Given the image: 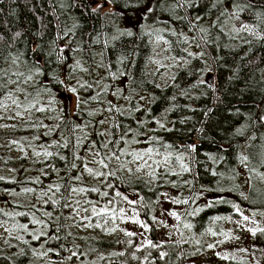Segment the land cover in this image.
I'll use <instances>...</instances> for the list:
<instances>
[{"label":"trees","instance_id":"obj_1","mask_svg":"<svg viewBox=\"0 0 264 264\" xmlns=\"http://www.w3.org/2000/svg\"><path fill=\"white\" fill-rule=\"evenodd\" d=\"M149 3L144 0L143 6ZM237 3L243 9L238 15L234 6L221 15L230 0H160L147 20L133 27L134 0H0V104L11 93L21 102L20 111L29 115L24 121L0 119V224L12 225L14 232L0 241V264H187L210 250H229L225 247L241 234L233 235L227 225L238 220L242 225L243 216L262 221L252 235L253 249L228 251L224 264H264V232L259 231L264 229V7L256 0ZM248 3L256 6L244 7ZM244 24L250 30L237 31ZM129 29L132 36L121 34ZM158 53L171 63L154 68ZM37 60L43 63L37 65ZM36 67L48 75H37ZM30 75L33 79L27 80ZM57 75L63 85L54 79L45 84ZM80 76L77 101L88 103H76L74 110L60 107L56 93L69 91V83L79 82ZM128 81L131 95L118 108L111 98ZM30 102L36 108L25 111ZM40 107L48 110L37 111ZM104 112L108 120L102 125L98 116ZM73 124L84 131L73 130ZM49 128L54 131L47 134ZM142 136L144 149L138 141ZM93 141L96 145L90 147ZM109 141L107 148L101 147ZM148 148L153 149V168V160L163 161L171 153V163L161 164L148 185L144 181L151 169L131 176L119 170L120 161L106 159L112 151L124 150L121 161H130V153ZM16 149L24 153L20 161L9 157ZM38 153L41 180L32 175L37 170H27L30 154L36 161ZM177 155L184 157L189 172H182ZM89 156L96 162L105 159L106 173L116 171L120 179L105 175L99 184L87 180L83 170L92 163ZM6 167L16 175L2 176ZM109 184L128 199L144 200L130 205ZM71 187L87 191L70 192ZM82 193L86 203L74 207L75 194ZM25 196L27 202H20ZM164 198L187 200L174 203L179 219L168 240L155 228ZM93 207L116 216L139 213L149 230L135 226L137 234L128 237L125 231L131 230L124 225L112 238L80 234L73 224L76 220L82 226L76 210L91 222L98 217ZM148 240L163 246L149 248ZM160 252L168 255L161 260Z\"/></svg>","mask_w":264,"mask_h":264},{"label":"rangeland","instance_id":"obj_2","mask_svg":"<svg viewBox=\"0 0 264 264\" xmlns=\"http://www.w3.org/2000/svg\"><path fill=\"white\" fill-rule=\"evenodd\" d=\"M110 10L111 7L106 5ZM141 24V19L139 14H137L134 18L133 21L131 22V26L133 25H140ZM163 64V66H167L169 65L171 62L168 60H163V57L160 53H158L157 58L155 60V62L153 63V67L154 68H158L160 66V64ZM84 76H80L78 78V81H74L72 83H69V88L72 87H76L77 89V94H81L80 92V86L79 83H82V78ZM127 80L129 79L128 76H124ZM122 83V81H121ZM62 94V95H61ZM77 94H73L71 91H68L67 89H63L61 91H59V93H56V96H58V99L60 101V107L61 106H65V107H71L73 110L75 109L76 103H77ZM60 95L62 97H60ZM131 95V87H130V81H128L127 84L123 85H118L116 87V91H115V95L112 96L111 101L112 103L115 102V106L116 107H120V103H121V99L122 101H125V99H127L128 97H130ZM118 97H120V100H118ZM17 100L15 97L13 98H9L6 99L5 101H3V103L0 104V119L1 117H3L5 119L9 118H15L17 120H26L28 118V114L26 112H21L19 107H17L16 104H13L12 101L13 100ZM21 106V102L19 100H17ZM69 101H71V104H69ZM142 107L144 108H149V103H141ZM5 105H7V107H5ZM17 112H20L21 115H16ZM108 120V115L107 112H104L103 114H100L98 116V121H104V123L102 125H105V123ZM101 124V123H100ZM32 130H34V127L32 128ZM139 142H141L142 144V149H144L145 147V137L142 136L139 138L138 140ZM87 143H91V140H87ZM140 146V145H139ZM244 145H243V149H244ZM88 154V153H87ZM24 156V153L22 150H12L9 153V157L11 159H13L14 161H20ZM34 156H32L30 154L29 156V164L27 165V170L30 171H36L37 173L33 172L32 175H34V179H39L41 180V176H42V172L40 167H38V163L42 161L41 156H37V160L34 161ZM97 158L95 156H89V161L92 160L90 163V165L88 166L89 168H92L94 170V172H104L106 173V169L102 167L101 164L98 163L99 160H97V162L95 161ZM148 159V158H146ZM38 161V162H37ZM141 163V162H140ZM149 164H152V161L149 159ZM132 169L135 170L137 167V163H131L130 164ZM149 169H145L143 172H139V173H144V172H148ZM2 176L8 177V178H12L16 175V171L14 169L11 168H3L2 172H1ZM83 175L87 178V180L89 181H93L96 184H99L100 182H102L105 178V176H101V177H97L94 175H90L87 171H85V169L83 170ZM95 193H97V191H95ZM28 197H22L20 199V202L25 201L27 202ZM132 200V199H130ZM30 205L34 206L35 203L34 202H29ZM84 203H86V197L85 195L82 193L81 195L75 194V198L74 201L72 202V204L74 205V207L77 206H81ZM36 207V205H35ZM178 210V208L175 206V204L172 202V200H170L169 198H164L161 202V204L159 205L158 208V216L157 219L155 221V228H156V233L158 236H160L163 240H168V238L170 237L171 233H172V229L174 227V225L177 224L178 219H176V217H173L171 215H168V212L174 211L176 212ZM121 213L124 214V219L122 220L120 218ZM81 219L82 222V226L81 224H77L76 220H73V224H75V227L78 229V232L80 234H88V235H98L100 237H104V238H112L114 235L117 234L118 230L123 227L124 225L128 227L129 230L133 231V229L135 228V226L139 229V225L138 224H133L130 220H127V217H131L133 216L131 214V212L129 211H121L119 213V215L117 216V218L115 220L109 219L108 224L104 225L101 228H96V227H87L86 225L91 223L92 225H95L98 222L102 223L103 217L98 216L96 218L95 221H91L88 222L86 221L85 217L83 216L82 212H79L78 215ZM239 222H234L233 224H228L227 227L230 228V231L232 232L233 235H235V232L238 233L240 231V238L239 239H235L233 241V244L228 245L227 247H225V249L229 248V250L225 251H219V250H210L207 254L202 255L199 258H195L192 259L190 261H188L187 264H224L225 263V258L228 256V251H236L239 249H243L244 251H250L253 249V243H252V234L250 231H248L249 229H256V225H260V223L262 221H257V220H247V221H243L244 223L241 225L240 224V220H238ZM247 226V229H245V226ZM110 228H115L116 230L109 233V229ZM239 230V231H238ZM13 226L9 225V224H5L2 223L0 224V241H3L5 238H7L10 234H13ZM226 239V237H224ZM264 251V249H263ZM52 259V258H50Z\"/></svg>","mask_w":264,"mask_h":264},{"label":"snow or ice","instance_id":"obj_3","mask_svg":"<svg viewBox=\"0 0 264 264\" xmlns=\"http://www.w3.org/2000/svg\"><path fill=\"white\" fill-rule=\"evenodd\" d=\"M112 0H108V3H111ZM160 2V0H152V3H149L147 5V7H144V0H134V4H135V8L133 9V16H136L137 14H139L140 16V19H141V24L143 23V21L147 20L148 18V14L152 13L157 4ZM218 2H220V0H218ZM256 4H258L260 7H264V0H256ZM103 5H98V7H102ZM213 7H215V4L212 5ZM234 6L236 8V12L233 13L235 15H238L240 11H242L243 9L241 8V6L237 3V0H230V4L228 6H226L222 11H221V15L225 14L227 11H228V7H232ZM256 5L252 4V3H248L246 5H244V7H247V8H253L255 7ZM142 9V11H141ZM257 15H260V13L258 12ZM131 19V18H130ZM197 19H201L200 16H197ZM138 25H133V27H137ZM245 30H250L249 28V25L248 24H244L242 26V28L238 29L237 31H245ZM201 31H204V29H201ZM122 35L126 34L128 36H132L134 33L131 29L127 30L125 33H121ZM15 35H20L19 32H17ZM173 35H175V32H173ZM0 39H3L2 36H0ZM187 39V37H185V40ZM61 51H63V49H61ZM189 55H192L191 53H189ZM202 55V54H201ZM43 63V61H40V60H37L36 61V64L39 65ZM76 68H79L80 67V63L79 61L76 62V65H75ZM70 69H72V66H69ZM35 72L37 75H48V73L43 69V68H40V67H36L35 69ZM68 75L70 76L71 75V71H69ZM33 77L30 75L27 77V80H32ZM56 80L58 84L60 85H63V81L62 80H59V77L58 75L57 76H52L49 80H46L45 81V84H48V83H51L52 80ZM82 87L84 85H81ZM42 88H44V85H41ZM90 87V86H89ZM46 91H51V89H48V88H45ZM69 91H71L73 94H77V89L76 87H72L69 89ZM115 94V93H114ZM11 93H9V98H11ZM78 95V94H77ZM91 99L95 100L96 97L93 96L91 97ZM13 104H16L17 107H20V104L17 100H13L12 101ZM53 103V101H49V104ZM78 104H87L88 103V100H84L83 98H78V101H77ZM69 104H71V101H69ZM5 107H7V105H5ZM114 107V106H113ZM31 108H36V103H32L30 102L28 105L25 106V111H28L30 110ZM37 111H40V112H43V111H47L48 109L44 108V107H40V108H37L36 109ZM109 110L111 111L112 108L110 107ZM69 111V114H71V108L68 109ZM16 115H21L20 112H17ZM89 115H93V113H89ZM262 121H264V117L261 118ZM101 124L104 123V121H100ZM159 123V122H157ZM44 127H47L45 125H42ZM161 128H164V125L161 124L160 125ZM75 129H80V131H84L83 127L81 125H78V124H73V130ZM52 131H54L53 128H49V132L47 134H50ZM87 133H85V138L87 137ZM99 135H103V133H99ZM150 139H155V138H150ZM13 143H15V141H13ZM58 141H52V144L55 145L57 144ZM108 143H112L111 141L109 142H101V147L102 148H107L108 147ZM96 145V141H93L92 144L90 145V147H95ZM119 145V141H116L115 142V145L114 147H118ZM68 146V142L65 141L64 144H63V147H67ZM75 147H79V140L77 141V144L75 145ZM166 147L168 148H171L172 145H166ZM189 149L193 152L196 151V147L195 145H189L188 146ZM46 156H51L53 155V153L51 152H47L45 151L44 153ZM153 149L152 148H148V149H145V150H141V151H134L132 153H130V155L132 156V160L130 161H121V156L125 155V151L124 150H121L119 152V154H117L116 151H112L111 152V155L107 156L106 159L108 160H111V159H115L117 161H120V167H119V170L120 171H124L125 169L128 171V173L131 175V176H134L136 175L137 173L139 172H143L145 169H151V171H149L147 173L148 177H150L149 180H146L144 181V183L146 185L148 184H151L153 180H155L157 178V169L160 168L161 164H163L165 167H167L170 163H171V153H169L167 156L164 157V160L163 161H155L153 160V164L156 165L155 168H153L152 164H149V159L152 158L153 156ZM158 155V153H156ZM39 155V153H38ZM94 155H99V152H96L94 153ZM145 157H148V159H145ZM62 160L65 159V157L61 156L60 157ZM77 159H82L81 157H76ZM242 160L244 159H247L246 157H241ZM176 160L179 162L180 164V168L182 170V172H189L190 171V168L187 164L184 163V157L182 155H177L176 156ZM141 161H143V163H140ZM133 162H136L137 163V167L135 169V171H133V169L131 167H129L128 165L133 163ZM99 164L102 165V167L104 168H108V164L105 163V159H100L98 161ZM76 165L75 163L72 164V168H75ZM84 168H85V171H87L90 175H94V176H97V177H101V176H111L113 178H116V179H120L119 177L116 176V171H109L107 173H104V172H94V170L92 168H89L87 167V164L85 163L84 165ZM163 174V173H162ZM172 175H180V173H177V172H171ZM212 175H216L215 172L212 173ZM2 179V178H0ZM76 179H79V177H76ZM108 187L110 188H113L115 190V196L116 197H121L122 200L126 201L128 204L130 205H135L139 202H142L144 200L143 197H140L139 201L137 200H130L128 199V197L126 195H124L123 193H121L119 190L116 189V186L115 185H112V184H109ZM151 190V189H150ZM25 191H33L32 189H26ZM56 191H59V187L56 188ZM87 191L86 189L84 188H77V187H71L70 188V192H85ZM91 191H99L98 189H91ZM46 195V193H45ZM103 195L107 196L108 193L105 192L103 193ZM162 195H166V194H162ZM245 199H247V197H245ZM111 202V201H110ZM173 203H187V200H184V201H179L177 199H173L172 200ZM53 203H55V201H53ZM67 206V204L65 205ZM146 206V205H144ZM239 210V209H237ZM91 212L94 216H100V217H103V220H102V223L101 222H98L96 223L95 225H92L91 223L87 224L86 226L87 227H96V228H101L103 227L104 225H107L108 224V221L109 219H112V220H115L117 218L116 214L113 212L112 214H109L108 212V209L107 208H104L102 210H97L95 207H93L91 209ZM76 214L78 215L79 214V210L77 209L76 210ZM45 215L47 216H51L52 213L51 212H47L45 213ZM168 215H171L173 217H176V219H179V216L176 212L174 211H171V212H168ZM242 215V213H241ZM253 215H255V213H253ZM261 215H264V212H261ZM139 216V213H134L133 216L131 217H127V220H130L133 224H138L140 227L144 228L146 231L149 230V227H148V224L146 222H142L139 220L138 218ZM120 218L123 220L125 217H124V214L121 213V216ZM219 219V217L217 218ZM243 220L244 221H247L249 220V217L248 216H243ZM35 223H41L40 221H34ZM46 226V225H45ZM20 227L22 228H27L26 225H21ZM185 227L187 228H191V225L190 224H186ZM116 229L115 228H110L109 229V233L115 231ZM58 231V229H57ZM248 231L251 232V234L253 236L256 235L257 233V230L256 229H249ZM259 231L261 232H264V229H260ZM137 233L135 232H132V231H125V235L128 236V237H132V236H135ZM40 235H43V233H41ZM40 235H37L35 236L34 238L35 239H40ZM213 235H216V233H213ZM226 237L229 235L227 233L224 234ZM198 243V242H197ZM147 246L149 248H157V247H162L163 245H160V244H157V243H154L153 241L151 240H148L147 241ZM209 247H214V245H209ZM139 250V249H138ZM46 254V253H45ZM77 255L76 252H73V256ZM113 255H119L117 253H113ZM168 254L166 252H160L159 253V258L161 260H163ZM135 258V257H133ZM70 259V257H69Z\"/></svg>","mask_w":264,"mask_h":264},{"label":"water","instance_id":"obj_4","mask_svg":"<svg viewBox=\"0 0 264 264\" xmlns=\"http://www.w3.org/2000/svg\"><path fill=\"white\" fill-rule=\"evenodd\" d=\"M61 95H62V94H61ZM61 95H60V97H62Z\"/></svg>","mask_w":264,"mask_h":264}]
</instances>
